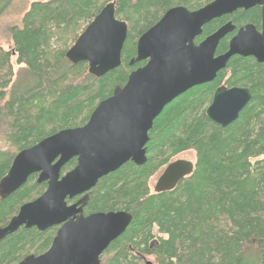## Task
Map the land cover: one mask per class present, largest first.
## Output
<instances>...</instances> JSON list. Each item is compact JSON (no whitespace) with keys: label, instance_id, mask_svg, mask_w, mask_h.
<instances>
[{"label":"trees","instance_id":"obj_1","mask_svg":"<svg viewBox=\"0 0 264 264\" xmlns=\"http://www.w3.org/2000/svg\"><path fill=\"white\" fill-rule=\"evenodd\" d=\"M214 0H38L20 24L8 27L10 50L0 45V141L14 150L0 151V181L15 157L47 137L84 127L98 105L124 87L129 75L146 62L130 65L140 37L175 7L196 11ZM15 0H0V24ZM115 3L116 18L128 25L122 65L101 78L86 62L73 64L67 52L99 13ZM257 9L216 19L203 28L200 44L227 19L238 25L256 22ZM229 48L224 39L217 55ZM29 81H14L11 59ZM26 78V77H25ZM245 87L252 100L238 120L223 128L207 109L216 90ZM147 162H129L102 178L89 194L84 214L126 211L127 231L112 242L101 264H264V63L233 57L217 78L197 86L165 107L149 132ZM196 154L194 173L168 192L151 193L150 179L185 152ZM78 164L71 160L62 176ZM38 175L7 198L0 197V226L47 189ZM79 198V197H77ZM68 199V203H74ZM59 227L45 231L22 227L0 242V264H18L52 246Z\"/></svg>","mask_w":264,"mask_h":264},{"label":"water","instance_id":"obj_2","mask_svg":"<svg viewBox=\"0 0 264 264\" xmlns=\"http://www.w3.org/2000/svg\"><path fill=\"white\" fill-rule=\"evenodd\" d=\"M255 6H264V0H214L196 11L185 7L169 10L138 41L137 55L130 65L146 64L98 105L84 127L62 130L16 155L0 181V197H9L35 174L39 184L47 183V189L23 205L7 226H0V242L22 227L40 231L59 227L46 253L30 255L18 264H101V256L127 231L133 216L126 211L86 216L88 193L125 164L142 166L147 162L149 132L155 119L175 99L213 82L235 56L253 57L264 63V32L261 34L253 25L240 29L228 51L219 56L220 42L236 29L232 23L200 44L195 42L213 20ZM127 38L128 25L116 18L115 3H110L66 56L75 65L86 62L90 74L101 78L121 67ZM251 100L249 88L222 86L206 113L225 128L238 120ZM75 158L77 166L62 176V169ZM194 170L191 161H173L159 177L155 193L174 190ZM77 197H81L77 202L68 203V199Z\"/></svg>","mask_w":264,"mask_h":264},{"label":"rangeland","instance_id":"obj_3","mask_svg":"<svg viewBox=\"0 0 264 264\" xmlns=\"http://www.w3.org/2000/svg\"><path fill=\"white\" fill-rule=\"evenodd\" d=\"M38 0H15L14 6L12 7L11 13L9 14V18H7L6 21H2L0 24V45L3 47L5 51L10 50L9 49V36H8V27L10 24L17 23L20 24L21 20L23 19L26 12L30 10L31 5ZM74 46V45H73ZM72 46V47H73ZM13 70L15 73L14 81L20 80L21 83H26L29 81V77H27L25 68L23 66H20L17 64V56H13L11 59ZM26 77V78H25ZM29 78V79H28ZM14 148L11 146V144L5 143L4 140L0 141V151L3 153H9L12 152ZM186 160L191 161L192 163H196V154L193 151L185 152L183 154L178 155L173 159V161L176 160ZM172 161V162H173ZM165 168H163L161 171H159L156 175H154L150 181H149V188L151 193L155 192V186L157 184V181L164 171ZM147 261L153 262L155 264V259L153 257H145L144 258V264H146Z\"/></svg>","mask_w":264,"mask_h":264},{"label":"flooded vegetation","instance_id":"obj_4","mask_svg":"<svg viewBox=\"0 0 264 264\" xmlns=\"http://www.w3.org/2000/svg\"><path fill=\"white\" fill-rule=\"evenodd\" d=\"M253 9H257V11H258V17H257V20H256V22L254 23V22H250V21H248V22H244L243 24H240V25H238L237 23H235L234 22V20L233 19H227L223 24H222V26L221 27H219V29L220 28H222L223 26H225L226 24H228V23H232L234 26H235V31L234 32H232V33H230V34H228L224 39H227V42H228V45H230V42L232 41V39L237 35V33L239 32V30L240 29H242V28H245L246 26H248V25H253L254 27H256V29L261 33V34H263V32H264V6H255V7H253V8H250V9H248V10H245V9H239L238 11H236V12H234V13H232V14H227V15H223L222 17H220V18H218V19H223V18H225V17H229V16H232V15H234L235 13H238V12H240V11H244V12H247V11H250V10H253ZM216 20V19H215ZM214 21V20H213ZM218 29V30H219ZM218 30H216L215 32H217ZM214 32V33H215ZM213 33V34H214ZM212 35V34H211ZM198 38V37H197ZM196 38V39H197ZM223 39V40H224ZM205 40V39H204ZM203 40V41H204ZM222 40V41H223ZM196 41V40H195ZM202 41V42H203ZM221 41V42H222ZM220 42V43H221ZM201 43V42H200ZM220 45V44H219ZM229 49V48H228ZM228 51V50H227ZM226 51V52H227ZM225 52V53H226ZM225 53H223V54H225ZM216 55H217V53H216ZM222 55V54H221ZM217 56H219V55H217ZM220 73V72H219ZM218 76V75H217ZM217 78V77H216ZM228 88V87H227ZM241 88H245V87H241ZM163 173V172H162ZM161 176V175H160ZM81 197H79V198H77V200L75 201V202H77L79 199H80ZM74 202V203H75Z\"/></svg>","mask_w":264,"mask_h":264},{"label":"bare ground","instance_id":"obj_5","mask_svg":"<svg viewBox=\"0 0 264 264\" xmlns=\"http://www.w3.org/2000/svg\"><path fill=\"white\" fill-rule=\"evenodd\" d=\"M119 169H120V168H119ZM119 169H118V170H119ZM118 170H117V171H118Z\"/></svg>","mask_w":264,"mask_h":264}]
</instances>
